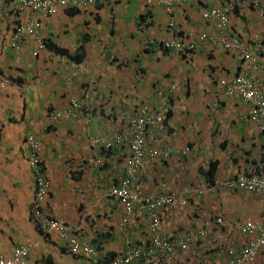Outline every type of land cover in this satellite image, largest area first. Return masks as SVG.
Returning a JSON list of instances; mask_svg holds the SVG:
<instances>
[{
  "label": "crops",
  "instance_id": "0c3cea01",
  "mask_svg": "<svg viewBox=\"0 0 264 264\" xmlns=\"http://www.w3.org/2000/svg\"><path fill=\"white\" fill-rule=\"evenodd\" d=\"M0 5L10 8L15 21L30 18L29 10L13 0H0ZM203 8L198 0L169 7L144 0H97L86 9H62L43 20L40 35L71 57L47 46L39 50L32 36L17 49H1L9 43L12 23L0 17V82L6 83L0 86L3 256L36 242L29 253L31 264H91L85 254L71 252L55 231L40 230L34 219V180L25 141L30 133L40 141L50 182L37 207L41 212L73 226L76 239L92 245L104 262L128 245H149L147 214L135 209L123 223L122 205L111 195L124 174L128 146L117 143L106 149L90 140L128 131L129 119L140 107H159L158 91L167 102V115L148 129L145 146L170 152L146 159L131 188L154 197L188 187L193 192L186 206L161 211L159 233L189 238L207 232L186 249L129 264H228L239 253L251 236L228 223L263 218L264 193L230 188L227 182L264 173V133L250 121L248 105L227 95L220 83L242 70V48L251 37L264 40V0L232 15L228 38L239 41V47L225 50L220 43L205 42L179 55L162 43L178 36H214L216 27L202 18ZM76 52L83 53L79 60ZM72 99L85 103L93 116L51 120ZM210 167L212 178L206 180ZM217 217L225 224H217ZM242 264H264V244L253 262Z\"/></svg>",
  "mask_w": 264,
  "mask_h": 264
},
{
  "label": "built area",
  "instance_id": "2783aa9c",
  "mask_svg": "<svg viewBox=\"0 0 264 264\" xmlns=\"http://www.w3.org/2000/svg\"><path fill=\"white\" fill-rule=\"evenodd\" d=\"M96 0H13L16 7L27 9L30 18L24 21H15L10 8L0 5V17L5 18L11 26V37L8 44L2 43L1 49H17L22 40L32 36L37 45L42 48L43 41L40 35V26L44 19L59 13L61 9L74 7L86 9L94 5ZM148 3L156 1L159 4L171 5L181 3L186 0H146ZM208 5L202 12V18L212 21L217 29L216 36L200 34L197 39L190 41L179 37L170 38L164 41V45L175 49L178 54H188L197 50L207 42H217L225 49L239 47L241 44L237 40L231 41L228 38L230 28V14L237 5L243 6L246 2L257 0H203ZM12 11V10H11ZM13 18V21L12 19ZM11 19V20H10ZM10 28V27H9ZM243 65L242 70L231 80H222L225 93L236 95L248 105V117L259 131L264 133V41L258 36L251 37L248 45L242 48ZM77 71L71 73L76 75ZM5 84L2 83L1 87ZM161 99L156 110L147 107H140L138 111L129 119V130L109 136H95L90 140L91 145L97 147H111L114 144H125L128 146V156L126 167L119 184L111 189L123 208L122 222L126 223L129 216L135 209H139L147 214L149 245L145 248L141 246L126 245L122 254L104 262L97 255L95 248L86 242L79 241L71 234L72 226L61 221L51 219L42 215L37 209L39 201L48 194L50 182L45 175V170L41 160V144L33 134L26 135L25 141L28 146L27 164L32 171L35 182L34 196V219L39 224L40 230L48 232L55 229L60 237L67 240L68 248L73 253L85 254L91 264H129L130 262L148 257L156 253H172L176 249H186L193 241L204 237L206 230H200L192 237L165 238L159 233L160 213L170 205L186 206L193 191L188 187L181 192L168 191L160 193L154 197L143 193L140 190L131 188L132 182L137 178L143 162L146 159H153L158 156L166 157L170 149L164 151L146 147V133L148 129L161 124L167 111V102L164 100L162 91L158 92ZM81 115L90 118L92 115L87 105L77 99H72L66 108H61L51 115L53 121L60 119H76ZM189 151V147L184 148V152ZM230 188H236L247 192L264 193V173L254 172L253 174H242L237 179L227 182ZM200 193V191L198 192ZM217 224H225L222 217L215 219ZM229 226L238 233L247 234L250 239L241 248L238 254L234 255L228 264H242L243 262H253L260 246L264 244V216L261 219L243 221L233 220ZM36 242L17 246L12 254L5 257L0 252V264H31L29 261L30 251L36 247ZM231 253V252H230Z\"/></svg>",
  "mask_w": 264,
  "mask_h": 264
},
{
  "label": "trees",
  "instance_id": "16d2710c",
  "mask_svg": "<svg viewBox=\"0 0 264 264\" xmlns=\"http://www.w3.org/2000/svg\"><path fill=\"white\" fill-rule=\"evenodd\" d=\"M44 45L47 46L51 51H54V52H56V53L66 54V55H68V56L70 55L66 49H62V48L56 47L55 45L51 44L48 40H47L46 42H44ZM82 56H83V53H81V52H76L74 57H75L76 60H79V59H77L76 57H82ZM69 57H71V55H70ZM166 115H167V113H166ZM41 148H42V147H41ZM204 176H205L206 180H207V179H208V180H211V178H212V169H211V167H210L209 170H206V173H204ZM33 180H34V178H33ZM209 182H210V181H209ZM35 191H36V189H35V182H34V196H35ZM48 193H49V192H48ZM113 196H114V195H113ZM114 197H115V196H114ZM42 199H43V198H42ZM42 199H41V200H42ZM38 207H41V203H38ZM37 209H38V211H39L40 213H42V215H45V216H47V217H49V218H51V219H55V220L61 221V220H59V219H56V218L52 217L51 215H49V214H47V213H43V212H41V210H40L39 208H37ZM61 222H63L64 224H67V223L64 222V221H61ZM68 225H69V224H68ZM72 228H73V226H72ZM50 231H51V232H52V231H55V232L57 233L58 237L67 243V240H65V239H63L62 237H60V235L58 234V232H57L55 229H51ZM73 231H74V228H73ZM73 231H71L69 234H71L74 238H76V237L73 235ZM19 246H21V245H19Z\"/></svg>",
  "mask_w": 264,
  "mask_h": 264
},
{
  "label": "clouds",
  "instance_id": "9594fccd",
  "mask_svg": "<svg viewBox=\"0 0 264 264\" xmlns=\"http://www.w3.org/2000/svg\"><path fill=\"white\" fill-rule=\"evenodd\" d=\"M147 4H152V3H157V4H159L158 2H156V1H151V2H147L146 0H144ZM188 0H186V1H184V2H187ZM198 1H200L202 4H203V10L205 9V8H207V4H206V1H203V0H198ZM260 1L261 0H257V2H254V1H250L251 3H253V4H255L256 6H259V4H260ZM97 2V0L95 1V3ZM184 2H181V3H174V4H171V5H164V4H159V5H164V6H167V7H169V6H173V5H177V4H182V3H184ZM249 1L248 2H246L243 6H246V5H248L249 3H250ZM94 3V4H95ZM240 7H242V6H240V5H237L236 6V8L234 9V11L230 14V21H231V17H232V15L234 14V12L238 9V8H240ZM67 8H74V7H67ZM65 9V8H64ZM75 9H78V8H75ZM62 10V9H61ZM81 10V9H80ZM203 10H202V12H203ZM60 12V11H59ZM57 14V13H56ZM201 16H202V13H201ZM204 20H206V19H204ZM209 21V20H208ZM212 22V21H211ZM170 24V26L171 27H173L174 26V23L172 24V22L171 23H169ZM212 24L214 25V23L212 22ZM215 26V25H214ZM229 30H230V28H229ZM216 31H217V29H216ZM229 32V31H228ZM201 34H205V33H201ZM200 35V34H199ZM198 35V36H199ZM205 35H207V34H205ZM217 35V33L214 35V36H216ZM207 36H209V35H207ZM179 38L181 37V38H183V39H186V40H190V41H193V40H195V39H197V38H195V39H193V40H191V39H188V38H184L183 36H178ZM260 39H262V38H260ZM263 40V39H262ZM43 41V40H42ZM264 41V40H263ZM205 42H207V41H205ZM204 42V43H205ZM37 43V42H36ZM163 44H164V41L162 42ZM203 43V44H204ZM43 45H44V41H43ZM37 47H38V49L40 50V49H44L45 48V45L42 47V48H40L38 45H37ZM194 51H196V50H194ZM194 51H192V52H194ZM192 52H190V53H192ZM189 54V53H188ZM179 55H186V54H179ZM74 72V71H73ZM238 74V73H237ZM236 74V75H237ZM222 80H225V79H222ZM221 80V81H222ZM229 80H231V79H229ZM227 81V80H226ZM2 83H4L3 81L2 82H0V86H1V84ZM5 84V86H6V83H4ZM221 84V86H223V84L222 83H220ZM4 86V87H5ZM223 90H224V87H223ZM159 92V91H158ZM224 92H225V90H224ZM228 95V94H227ZM230 96H233V95H230ZM234 96H236V95H234ZM167 113V112H166ZM166 116V115H165ZM51 118V117H50ZM52 120V119H51ZM57 121V120H56ZM30 134H32V133H30ZM112 147V146H111ZM106 149H108V148H110V147H105Z\"/></svg>",
  "mask_w": 264,
  "mask_h": 264
}]
</instances>
